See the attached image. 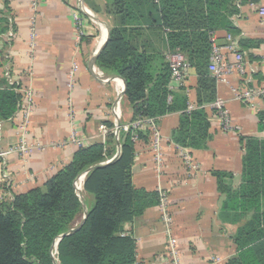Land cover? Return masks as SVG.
I'll return each mask as SVG.
<instances>
[{"label": "crops", "instance_id": "1", "mask_svg": "<svg viewBox=\"0 0 264 264\" xmlns=\"http://www.w3.org/2000/svg\"><path fill=\"white\" fill-rule=\"evenodd\" d=\"M116 1L39 0L37 8L31 9V0H0V88L9 86L20 96L14 116L0 120V147L17 142L15 119L27 89L34 94L29 139L37 145L27 156L11 154L0 164V203L11 200L15 194L42 187L69 163L78 147L57 144L67 140L71 133L81 137L84 146L104 143L107 135L103 136L99 127L115 124L118 101L119 123L133 120L134 110L126 99L123 80L106 74L96 63L111 28H126L129 42L154 56L156 66L167 63L166 31L143 24L138 18L124 21ZM261 2L236 3L239 12L231 20L237 33H214L217 42H224L227 33L236 38L250 67L256 71L245 81L249 87L264 79V67L260 64L264 56V23L256 11ZM132 12L145 14L147 6L136 7ZM73 82L74 87H70ZM240 83L242 76L238 74H232L227 82L214 78L201 81L191 68L182 85L169 93L171 100L172 94L185 98L182 108L157 118L162 167L156 164L149 137L134 143L132 184L147 192L169 191L172 232L181 264H228L238 253L234 236L252 217V213L222 209L226 196L219 191L215 175L231 174L223 182L232 189L238 188L246 140H264V129H260L264 125L262 103L256 100L253 105H246L232 97L230 86ZM216 97L226 100L232 121L238 127L235 133L220 129L209 106ZM189 103L206 114L209 139L203 148L174 141L173 132ZM185 155L196 167L191 169L184 163ZM260 205L261 222L255 232L264 234L263 200ZM163 230L157 204L124 225L123 233L135 243V264H169Z\"/></svg>", "mask_w": 264, "mask_h": 264}, {"label": "trees", "instance_id": "2", "mask_svg": "<svg viewBox=\"0 0 264 264\" xmlns=\"http://www.w3.org/2000/svg\"><path fill=\"white\" fill-rule=\"evenodd\" d=\"M259 0H118L124 21L142 20L166 31L169 50H179L201 81L212 78L207 70L211 36L218 30L237 33L231 18L239 12L236 3ZM147 6L145 14L132 12ZM154 56L137 49L124 27H114L99 52L96 63L108 75L125 82V96L133 106L134 119L159 118L177 110L185 98L170 93L167 63L155 65ZM20 96L11 87L0 88V120L16 113ZM264 123V117L261 118ZM120 124H123L120 122ZM206 114L201 109L185 111L174 141L182 146L203 148L209 139ZM108 128L113 125L108 124ZM264 129V125H260ZM138 138L149 137L136 132ZM132 130H120L119 140L108 134L104 143L78 147L69 163L58 169L42 187L15 194L0 203V264H135V243L123 232L124 225L158 203V192L137 189L131 181L134 156ZM150 139V138H149ZM113 160L106 162L116 153ZM85 174L83 198L76 189ZM218 189L226 196L222 209L250 214L251 219L234 236L238 253L228 264H264V234L260 225L264 202V140H246L242 182L236 189L224 184L231 174L217 172ZM84 194L93 196V206L84 204ZM73 233L58 238L76 227ZM255 213V214H254ZM246 231V233H245Z\"/></svg>", "mask_w": 264, "mask_h": 264}, {"label": "built area", "instance_id": "3", "mask_svg": "<svg viewBox=\"0 0 264 264\" xmlns=\"http://www.w3.org/2000/svg\"><path fill=\"white\" fill-rule=\"evenodd\" d=\"M39 0H31V9H36ZM252 4L251 6H253ZM257 15L261 18L264 23V0L256 5ZM211 51L208 62L209 75L214 78L217 82H227L228 78L232 74H238L242 76L243 83L239 85L230 86L232 97L246 105H253L256 100L262 103L264 108V79L258 85L247 86L245 81L251 79L252 73H255V69L250 67L247 56L241 51L238 46L236 38L227 33L225 35L224 42H217L214 34L210 38ZM166 62L170 70V80L168 83V90L178 88L182 85L184 78L188 75L190 67L179 50H169L166 53ZM260 64L264 67V56L260 60ZM70 87H74V82ZM23 104L19 111L15 125L17 130V142L7 148L0 147V164L5 163L7 156L11 154L21 155L22 157L27 156L37 146L36 143L29 139V123L30 117L34 108V94L31 89H27L23 92ZM167 100H171V95L168 94ZM210 108L215 113L219 122L220 129L225 133H235L238 127L234 125L232 117L227 108V102L222 97H216L210 104ZM119 101L116 105V117L117 120L112 128H108L104 125L99 127L103 136L112 134L116 141L119 140V132H127L132 130V141L138 142V134L136 132H142L147 134L150 138V142L155 152V159L158 168L162 167L163 159L161 157V142L160 132L157 124V118L152 117H139L126 124H120V113H119ZM196 106L193 103H189L187 111L195 109ZM73 144L77 147H83V139L77 136L75 133H71L69 138L65 141L60 142L57 145ZM56 146L55 144L53 147ZM119 146V147H118ZM120 152V145L117 144L116 153L109 158L106 162H110ZM184 163L191 169L196 167L192 163L191 158L188 155L184 156ZM83 176V175H82ZM80 176L75 184L77 191H82L84 178ZM81 189L79 188V186ZM159 199L157 203V209L160 214V219L163 223L165 242H166V257L169 264H181L180 252L176 238L172 232V214L170 212V198L168 190H160L158 192Z\"/></svg>", "mask_w": 264, "mask_h": 264}, {"label": "water", "instance_id": "4", "mask_svg": "<svg viewBox=\"0 0 264 264\" xmlns=\"http://www.w3.org/2000/svg\"><path fill=\"white\" fill-rule=\"evenodd\" d=\"M123 82H124V81H123ZM124 86H125V82H124ZM118 147H119V146H118ZM81 176H82V175H81ZM82 177L84 178V177H85V174H83ZM86 217H87V213H86V211H84V214H83V217H82L81 222H80L76 227L72 228L71 230H69L68 232H66L65 234L61 235V236L58 238V240H57L56 243L54 244V253H56V248H57V244H58V242H59L64 236L69 235V234L73 233L75 230L79 229V228L83 225V223L85 222Z\"/></svg>", "mask_w": 264, "mask_h": 264}, {"label": "rangeland", "instance_id": "5", "mask_svg": "<svg viewBox=\"0 0 264 264\" xmlns=\"http://www.w3.org/2000/svg\"><path fill=\"white\" fill-rule=\"evenodd\" d=\"M80 196L83 198V192L80 191ZM93 196L89 194H84V204L89 209L93 206Z\"/></svg>", "mask_w": 264, "mask_h": 264}, {"label": "bare ground", "instance_id": "6", "mask_svg": "<svg viewBox=\"0 0 264 264\" xmlns=\"http://www.w3.org/2000/svg\"><path fill=\"white\" fill-rule=\"evenodd\" d=\"M78 186H79V184H78ZM79 188H81V187L79 186Z\"/></svg>", "mask_w": 264, "mask_h": 264}]
</instances>
